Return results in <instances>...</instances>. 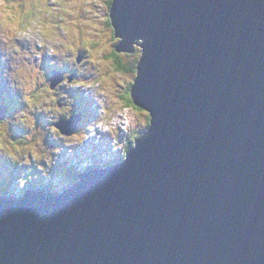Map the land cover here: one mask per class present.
Listing matches in <instances>:
<instances>
[{
    "label": "water",
    "instance_id": "obj_1",
    "mask_svg": "<svg viewBox=\"0 0 264 264\" xmlns=\"http://www.w3.org/2000/svg\"><path fill=\"white\" fill-rule=\"evenodd\" d=\"M111 18L118 50L144 41L151 127L62 193L0 199V264H264V0H115Z\"/></svg>",
    "mask_w": 264,
    "mask_h": 264
},
{
    "label": "clouds",
    "instance_id": "obj_2",
    "mask_svg": "<svg viewBox=\"0 0 264 264\" xmlns=\"http://www.w3.org/2000/svg\"><path fill=\"white\" fill-rule=\"evenodd\" d=\"M114 5L115 0H0V85L15 98L9 104L0 95V105L8 107L0 118V161L17 173L6 183L7 194L50 180L62 150L71 155L89 140L107 137L110 151L125 162L150 129V112L132 95L144 41L136 40L130 51L117 49L123 37L111 18ZM52 70L61 73L55 84ZM76 90L91 100L93 115L85 114L86 122L65 134L57 125L72 118L76 99L69 93ZM0 178L8 181V169ZM58 179L61 186L74 183L73 177Z\"/></svg>",
    "mask_w": 264,
    "mask_h": 264
},
{
    "label": "rangeland",
    "instance_id": "obj_3",
    "mask_svg": "<svg viewBox=\"0 0 264 264\" xmlns=\"http://www.w3.org/2000/svg\"><path fill=\"white\" fill-rule=\"evenodd\" d=\"M116 39V38H114ZM116 42L119 41L116 39ZM118 46V45H117ZM57 71L52 70V74H56ZM52 78V77H49ZM52 80V79H51ZM0 95H5L8 97L9 104L15 103V98L12 96L10 92H8L6 85H0ZM70 96L74 97L76 99V104L73 106V112H76L78 110L81 111V108H83V111L86 115L91 116L93 115L91 109H94V106L92 105L91 100L84 96L82 92L79 90L72 91L69 93ZM3 105H0V110L2 109ZM3 110V109H2ZM8 115V110H7ZM74 115H72L73 117ZM38 120L40 121L41 125L44 124L43 117H39ZM63 119H61L62 121ZM14 132H16V129H13ZM105 143L107 142V137H102L99 143H96L94 140H89L86 142L81 148H75L71 149V155H68V149H63L61 152V155L57 158V164L53 167L50 176L51 179L48 181H44L41 179H38L32 183H30L22 193L18 195H9L6 194L5 197H11V198H20L25 192L27 191H36L41 190L45 191L46 193L50 194H58L64 192L66 189H68L70 186H61L60 181L58 178L63 177H73L74 180L76 179L75 171L78 166L82 164H86V167L90 163H102V165H106L107 161L111 159H119L118 153H112L109 149V147L105 146ZM49 146H58L53 145L49 142ZM130 150V149H129ZM104 151H109L104 153ZM129 152V151H128ZM106 159L104 162L103 160ZM109 163V162H108ZM104 165V166H105ZM84 167V168H86ZM4 169H8V181L5 182L2 178H0V191L5 190L7 188L6 183H11V177L16 173L15 169H11V167L4 162L0 161V172H2ZM83 169V168H81ZM37 176L38 173H35ZM8 189V188H7ZM3 195V194H2Z\"/></svg>",
    "mask_w": 264,
    "mask_h": 264
},
{
    "label": "flooded vegetation",
    "instance_id": "obj_4",
    "mask_svg": "<svg viewBox=\"0 0 264 264\" xmlns=\"http://www.w3.org/2000/svg\"><path fill=\"white\" fill-rule=\"evenodd\" d=\"M80 113H82L80 110H78V111H76V112H73V115L74 116H76V115H78V114H80ZM83 122H86L85 121V112L83 111V113H82V120L80 121V123H79V127H78V129L82 126V124H83ZM77 129V130H78ZM76 130V131H77ZM142 135H143V133H142ZM107 142H108V140H107ZM109 143V142H108ZM108 143H105L104 142V144H105V146L106 147H108ZM131 148V147H130ZM106 152H109V151H104V153H106ZM114 159V158H113ZM116 159H114L113 161H115ZM97 166H104V165H102V163H100V164H98V163H90L89 165H88V167H86V168H83V169H81V170H79V168L77 167V169H76V171H75V174H76V176H77V174L79 173V172H82V171H88V170H92L93 168H95V167H97ZM76 182V179L74 180V183ZM74 183H72L71 184V186L74 184Z\"/></svg>",
    "mask_w": 264,
    "mask_h": 264
},
{
    "label": "trees",
    "instance_id": "obj_5",
    "mask_svg": "<svg viewBox=\"0 0 264 264\" xmlns=\"http://www.w3.org/2000/svg\"><path fill=\"white\" fill-rule=\"evenodd\" d=\"M118 162H120V160L119 159H116L114 162H111V163H118ZM0 189H1V187H0ZM7 192H8V189L6 188L5 190H1L0 191V194H4L5 195V194H7Z\"/></svg>",
    "mask_w": 264,
    "mask_h": 264
},
{
    "label": "bare ground",
    "instance_id": "obj_6",
    "mask_svg": "<svg viewBox=\"0 0 264 264\" xmlns=\"http://www.w3.org/2000/svg\"><path fill=\"white\" fill-rule=\"evenodd\" d=\"M78 115H80L81 116V120H82V113H80V114H78ZM78 115H76V116H78ZM105 165V164H104Z\"/></svg>",
    "mask_w": 264,
    "mask_h": 264
}]
</instances>
